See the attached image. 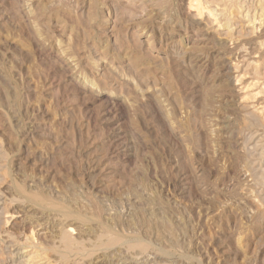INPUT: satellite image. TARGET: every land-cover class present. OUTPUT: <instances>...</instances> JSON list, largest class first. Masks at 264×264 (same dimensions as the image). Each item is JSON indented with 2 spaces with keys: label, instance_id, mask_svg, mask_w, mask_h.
<instances>
[{
  "label": "rangeland",
  "instance_id": "obj_1",
  "mask_svg": "<svg viewBox=\"0 0 264 264\" xmlns=\"http://www.w3.org/2000/svg\"><path fill=\"white\" fill-rule=\"evenodd\" d=\"M213 1L0 0V264H264V0Z\"/></svg>",
  "mask_w": 264,
  "mask_h": 264
},
{
  "label": "bare ground",
  "instance_id": "obj_2",
  "mask_svg": "<svg viewBox=\"0 0 264 264\" xmlns=\"http://www.w3.org/2000/svg\"><path fill=\"white\" fill-rule=\"evenodd\" d=\"M205 1H207V0H205ZM211 1H213V0H211ZM217 0H215V2H216ZM223 1V0H222ZM221 1V2H222ZM190 2H191V0H190ZM194 2H195V0H194ZM197 2H198V0H197ZM201 2H203V1H201ZM214 2V1H213ZM212 2V3H213ZM220 2V1H219ZM192 3V2H191ZM196 3V2H195ZM200 3V2H199ZM226 4V3H225ZM192 6H193V3L191 4ZM195 5V4H194ZM204 5V4H203ZM203 5H199L198 3H197V5H195V9L197 10H195L196 11V13H199V15H200V11L202 10V9H204V7H203ZM208 5V4H207ZM229 5H232V4H229ZM201 6H202V8H201ZM219 6V5H218ZM194 7V6H193ZM220 7V6H219ZM225 7V6H224ZM217 8V7H216ZM226 8V7H225ZM230 8V7H229ZM193 10V11H194ZM205 10V9H204ZM214 10V9H213ZM223 11H225L224 9H222ZM240 10V9H239ZM210 10H208L207 12H209ZM227 11V10H226ZM225 11V12H226ZM233 11V10H232ZM211 12V11H210ZM240 12V11H239ZM202 13V12H201ZM218 13V12H217ZM222 13V12H221ZM248 13H249V11H248ZM219 14V13H218ZM223 14H224V12H223ZM241 14V13H240ZM217 15V14H216ZM214 16V15H213ZM231 16V15H230ZM260 16H261V14H260ZM193 18H195V17H193ZM216 18V17H215ZM232 18V17H231ZM261 18V17H260ZM223 19V18H222ZM262 20V19H261ZM215 22V21H214ZM226 22V21H225ZM253 22H254V20H253ZM231 24V23H230ZM229 25V24H228ZM233 38V37H232ZM253 42V41H252ZM257 44V43H256ZM261 46L263 47V45L261 44ZM239 48H241V47H239ZM259 48V47H258ZM260 50V49H259ZM244 51V50H243ZM261 51V50H260ZM245 53V52H244ZM256 53H259V52H256ZM257 55V54H256ZM247 57H249V56H247ZM238 58V57H237ZM250 58V57H249ZM244 59H246V58H244ZM250 60V59H249ZM235 63V62H234ZM250 63H253V61L252 62H250ZM239 65V64H238ZM247 65V64H246ZM243 69V68H242ZM235 70H236V68H235ZM243 71V70H242ZM244 72V71H243ZM247 73V72H246ZM237 74V73H236ZM240 74V73H239ZM238 74V76L236 77L237 79H238V81H240L242 84H243V86H242V84L240 85V90H242V89H244V91H245V89H247V90H249V89H258L257 88V85H259L258 83H253V85H246V83H247V81H245L244 80V74H242V75H239ZM237 82V81H236ZM239 82V83H240ZM246 82V83H245ZM255 82V81H254ZM238 83V82H237ZM250 83V82H249ZM242 86V87H241ZM264 86V85H263ZM249 87H251V88H249ZM254 87V88H253ZM249 88V89H248ZM263 91V90H262ZM253 92V91H252ZM241 93V92H240ZM257 94V93H256ZM259 95H262V94H260V89H259ZM250 96V95H249ZM248 98V97H247ZM246 98V99H247ZM258 105V104H257ZM260 110H262V109H260ZM263 111V110H262ZM73 230H72V228H69V229H66V232H64L63 234H62V236H61V238H62V240H61V242H63V244H64V246L66 247V248H70L71 247V244H72V242L74 241L73 239H72V237H71V232H72ZM1 236V235H0ZM33 236V235H32ZM115 238V237H114ZM32 239V238H31ZM130 239V238H129ZM134 239V238H133ZM140 239V238H139ZM59 240V239H58ZM106 240V239H105ZM108 240V239H107ZM106 240V241H107ZM125 241H127V240H125ZM102 243V242H101ZM139 243V242H138ZM29 245V244H28ZM77 246V245H76ZM79 246V245H78ZM136 246V245H135ZM74 247H75V245H74ZM145 247V246H144ZM45 253V252H44ZM61 256V255H60ZM63 256V255H62ZM67 256V255H66ZM64 257H65V255H64ZM30 258V257H29ZM40 258V257H39ZM31 259H32V257H31ZM35 259V258H34ZM43 260V259H42ZM32 261H33V259H32ZM45 261V260H44ZM29 262V263H28ZM35 262V261H34ZM25 263V262H24ZM27 264H30L31 263V260L30 259H28V261L26 262ZM33 263V262H32ZM21 264V263H20ZM53 264V263H52Z\"/></svg>",
  "mask_w": 264,
  "mask_h": 264
}]
</instances>
